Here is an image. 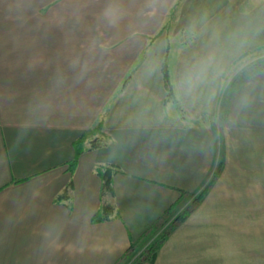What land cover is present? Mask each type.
I'll list each match as a JSON object with an SVG mask.
<instances>
[{
	"label": "crops",
	"instance_id": "crops-1",
	"mask_svg": "<svg viewBox=\"0 0 264 264\" xmlns=\"http://www.w3.org/2000/svg\"><path fill=\"white\" fill-rule=\"evenodd\" d=\"M263 47L264 0H0V264H122L205 189L141 264H264Z\"/></svg>",
	"mask_w": 264,
	"mask_h": 264
},
{
	"label": "trees",
	"instance_id": "trees-1",
	"mask_svg": "<svg viewBox=\"0 0 264 264\" xmlns=\"http://www.w3.org/2000/svg\"><path fill=\"white\" fill-rule=\"evenodd\" d=\"M262 49H264V47ZM258 66H260L258 69L264 68V58L261 59L260 61H258ZM162 77H163V84H164L166 94H167V96H166L167 100H172L175 102L176 99H175V96L173 93L172 84H171L170 79H169L168 68H167L165 61H163V63H162ZM82 146H83V137H81V139H79V141H77V143H75V159L69 164V168L71 171L75 167L77 156L83 151ZM97 173L99 174V176L102 180L103 193L110 192L113 169L102 167V168H98ZM205 192H206V189L200 191L198 194L193 196L191 206H189L187 209L182 211L179 215H177L173 219L172 224L170 225V228L163 235H161V238L159 239V241L157 243H154L153 245H151L150 248H148L145 253L141 252L142 255L136 254V256L133 258L132 261H130V262L128 261L127 263H125L126 260H128L131 257V255H129V254H131L134 250L138 252L141 250H145L147 248V246H146V247H144L145 249L140 248L141 250H137V248L139 249V247L135 248L133 245H131L129 247L127 253H125V255L122 257V264H141L143 261L151 262L153 260V258L155 257L157 250L159 249L160 245L162 244L165 236L171 231L172 228H174L176 226V224L178 222L182 221L189 214V212H191L198 205V203L204 197ZM64 198H67V196L64 194H61L58 196L57 201H60ZM113 214H114L113 207L108 205V204H104V205H102L101 209L96 213V215L92 218V222L105 221L107 219H110V217ZM129 260H131V258Z\"/></svg>",
	"mask_w": 264,
	"mask_h": 264
},
{
	"label": "rangeland",
	"instance_id": "rangeland-1",
	"mask_svg": "<svg viewBox=\"0 0 264 264\" xmlns=\"http://www.w3.org/2000/svg\"><path fill=\"white\" fill-rule=\"evenodd\" d=\"M263 58H264V49H260L255 52H249L245 56L241 57L239 60L235 61L234 65L231 68H229V70L227 71V76L224 78V86H225L224 88L229 89L230 87L240 83V81L246 76L251 75L255 70H257L260 67L258 66V61H260ZM191 202L192 201H190L187 204L185 209L191 206ZM164 224L165 225H163L162 228L160 226V228H158L156 232L152 233V235L149 236L147 240H145L147 244L144 247L147 246V248L145 249L144 247H142L145 250H141L139 247V249L137 248V250H141V251L138 252L134 250L135 252L133 251L131 254H129L131 255L130 257L131 260H129L130 259L129 258L128 260H126L125 263H127L128 261L129 262L132 261L133 258L136 256V254L142 255V253L143 252L145 253L146 250L150 248L151 245L157 243L161 238V235H163L170 228V225L172 224V220L170 222L167 221Z\"/></svg>",
	"mask_w": 264,
	"mask_h": 264
},
{
	"label": "clouds",
	"instance_id": "clouds-1",
	"mask_svg": "<svg viewBox=\"0 0 264 264\" xmlns=\"http://www.w3.org/2000/svg\"><path fill=\"white\" fill-rule=\"evenodd\" d=\"M204 73V66L194 65L185 73V76L181 82L182 87H186L189 91H193L202 80Z\"/></svg>",
	"mask_w": 264,
	"mask_h": 264
}]
</instances>
